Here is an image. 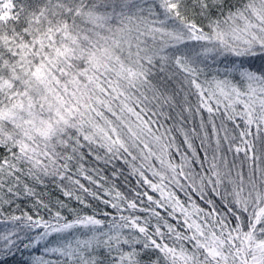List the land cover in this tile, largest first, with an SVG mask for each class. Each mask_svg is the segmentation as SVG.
<instances>
[{
  "label": "trees",
  "instance_id": "trees-1",
  "mask_svg": "<svg viewBox=\"0 0 264 264\" xmlns=\"http://www.w3.org/2000/svg\"><path fill=\"white\" fill-rule=\"evenodd\" d=\"M163 5L198 57L151 46L137 6L129 69L94 61L98 0H0V264H264V0ZM34 71L71 116L55 134L7 116Z\"/></svg>",
  "mask_w": 264,
  "mask_h": 264
},
{
  "label": "rangeland",
  "instance_id": "rangeland-1",
  "mask_svg": "<svg viewBox=\"0 0 264 264\" xmlns=\"http://www.w3.org/2000/svg\"><path fill=\"white\" fill-rule=\"evenodd\" d=\"M164 0H98V7L93 9L92 13L85 15L86 21L90 23L89 28L86 29V36L94 37L97 43V48L93 54V58L96 65L102 68H108L111 63H122L129 69L136 66V56L143 55L145 52H149L147 48L136 47L134 44V37H138L139 27L135 21L122 22L124 15L127 12H131L133 7H149L147 13H142L140 18L145 21L144 28L141 30L150 35L152 45L155 46L158 43V39H161L163 32L164 38L167 40L175 41L174 49L177 54H187V58L190 60L196 59L199 55L198 47H182L178 42L193 40L191 30L178 24L177 20L171 16V9L164 8ZM155 7V8H151ZM157 8L162 9L160 12ZM114 27H112V25ZM169 26V28H168ZM76 33H73L75 35ZM245 32L239 30V28L231 29L227 35H222L219 38L224 41L232 42L240 45L250 41L245 36ZM220 39V40H221ZM138 40V39H137ZM178 41V42H177ZM150 47V46H149ZM165 48V44L161 45L160 52ZM150 52L151 49H149ZM254 59L247 60L248 71H259L261 63ZM29 84L32 91H35V101L22 100L19 107L13 111H7L9 119H17V117L28 126L34 128L38 132L51 135L55 134L59 129L72 125L71 116L62 108L58 99L51 93L48 87L42 81L40 74L34 71L29 77ZM37 92V93H36ZM24 96V95H23ZM39 100V101H38ZM3 228L0 227V231ZM255 261L257 263L264 260V243H260L256 247Z\"/></svg>",
  "mask_w": 264,
  "mask_h": 264
}]
</instances>
